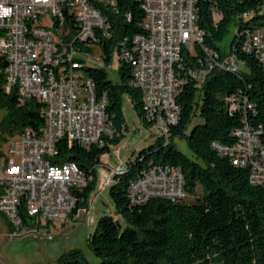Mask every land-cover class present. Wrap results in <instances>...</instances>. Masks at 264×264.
<instances>
[{"label": "trees", "instance_id": "16d2710c", "mask_svg": "<svg viewBox=\"0 0 264 264\" xmlns=\"http://www.w3.org/2000/svg\"><path fill=\"white\" fill-rule=\"evenodd\" d=\"M197 7L203 41L195 43L193 50L184 48L183 68L177 67L184 82L177 96L179 119L170 124L167 135L162 133L155 144L116 170L110 193L123 221L104 214L88 238L100 264H264V184L252 182L249 166L234 163L214 145H236L237 131L249 124L260 132L264 146V66L255 53L242 47L247 30L264 27V0H198ZM101 8L111 21L113 34L101 39L99 48L103 59L110 62L118 46L120 81L114 83L104 68L78 58L93 78L97 93H106V110L116 133L102 145L90 147L58 139L52 157L56 163L76 162L86 177V185L77 192L79 206H89L101 155L127 130L123 94H128L145 125H155L146 117L143 91L132 83L133 66L121 56L122 48L133 50L135 35L145 32L143 1L118 0L116 10ZM232 27L236 32L229 49L249 69L214 68L200 83L191 69L205 66L210 50L226 55L221 43ZM76 47L87 53L94 48L86 43ZM6 66L7 60L1 58L0 104L9 110L3 130L11 135L26 128L41 132L46 124L45 103L22 100L16 87L6 92ZM177 138L186 140L194 157L176 146ZM152 165L180 170L187 196L199 188L202 195L191 201L151 196L133 202L131 183ZM61 258L65 264H91L80 248L64 252Z\"/></svg>", "mask_w": 264, "mask_h": 264}, {"label": "built area", "instance_id": "2783aa9c", "mask_svg": "<svg viewBox=\"0 0 264 264\" xmlns=\"http://www.w3.org/2000/svg\"><path fill=\"white\" fill-rule=\"evenodd\" d=\"M142 1L145 32L135 35L133 50L123 47L121 56L133 66L132 83L143 91L146 117L167 135L170 124L180 116L177 96L184 82L177 67L183 68L184 48L193 50L195 43L203 41L197 24L198 0ZM117 2L0 0V59L7 60L5 90L16 87L22 100L43 101L46 118L41 132L26 128L14 135L9 144L11 155L0 162V213L9 220L14 236L35 232L51 239L53 225L75 219L70 218V211H77V218L88 212L89 206L78 204L77 192L87 183L79 165L56 163L52 157L58 139L90 147L102 145L116 133L106 110L107 95H99L93 78L83 72L78 53L84 51L76 45L86 43L100 50L99 41L113 34L101 7L116 10ZM4 9L11 11L4 15ZM53 39L64 40V54L54 53ZM242 47L255 53L264 66V27L247 30ZM242 65L231 49L223 56L210 50L205 66L190 72L199 74L203 83L214 68L240 69ZM236 135V145H214L234 163L249 166L252 182L264 184L260 132L246 124ZM115 174L116 168L105 184L111 185ZM129 194L133 202L151 196L187 197L182 172L159 165L150 166L133 181Z\"/></svg>", "mask_w": 264, "mask_h": 264}, {"label": "rangeland", "instance_id": "374dc122", "mask_svg": "<svg viewBox=\"0 0 264 264\" xmlns=\"http://www.w3.org/2000/svg\"><path fill=\"white\" fill-rule=\"evenodd\" d=\"M235 32L236 27H232L230 33L222 41L221 45L224 51L229 50ZM100 55L102 53L97 47H94L91 53H78V57L83 58L88 65L104 68L114 83L119 82L120 57L118 46L113 49L112 61L107 62ZM248 69L247 65H242V70ZM123 110L127 130L119 142L112 143L110 149L101 155L100 162L96 165L94 187L89 192L88 212L65 225L59 223L53 225L51 232L54 236L51 239L41 233L22 236L12 235L10 237L7 234H1L0 264H65L61 256L64 252L68 253L75 248L82 249L91 264H100V259L88 244L89 236L94 232L99 218L104 214L113 215L123 221L122 216L115 208L110 193V185L105 184V178L112 173L113 169H118V166L124 168L129 161L137 157L142 149L155 144L162 134V130L158 126H147L142 122L126 93L123 94ZM8 113V108L0 104L1 163L11 155L9 144L14 136L2 128L7 120ZM175 143L180 150L190 157H194V153L188 147L186 140L177 138ZM201 195L202 189L199 188L195 195H188L186 199L195 200Z\"/></svg>", "mask_w": 264, "mask_h": 264}, {"label": "bare ground", "instance_id": "6f19581e", "mask_svg": "<svg viewBox=\"0 0 264 264\" xmlns=\"http://www.w3.org/2000/svg\"><path fill=\"white\" fill-rule=\"evenodd\" d=\"M52 47H54V53L57 54H64L65 53V42L63 39H53L52 40ZM227 67H232V68H237V66H227ZM224 68V67H223ZM200 78L199 74H195ZM181 78V76H180ZM155 126H158V123H155ZM237 133H240V130L237 131ZM104 143V141H103ZM123 168H118L116 170L120 171ZM175 172H181L180 170H175ZM70 218H77V211H70Z\"/></svg>", "mask_w": 264, "mask_h": 264}, {"label": "crops", "instance_id": "0c3cea01", "mask_svg": "<svg viewBox=\"0 0 264 264\" xmlns=\"http://www.w3.org/2000/svg\"><path fill=\"white\" fill-rule=\"evenodd\" d=\"M77 218L73 219L76 220ZM12 231V226L9 222V220L7 219V217L5 215H3L2 213H0V235L1 234H7L9 237L12 236L11 234ZM32 234H36L35 232H31ZM28 233V234H31ZM18 236H22V235H18Z\"/></svg>", "mask_w": 264, "mask_h": 264}, {"label": "clouds", "instance_id": "9594fccd", "mask_svg": "<svg viewBox=\"0 0 264 264\" xmlns=\"http://www.w3.org/2000/svg\"><path fill=\"white\" fill-rule=\"evenodd\" d=\"M10 11V9H4L2 10V14L7 15L8 13H10Z\"/></svg>", "mask_w": 264, "mask_h": 264}]
</instances>
